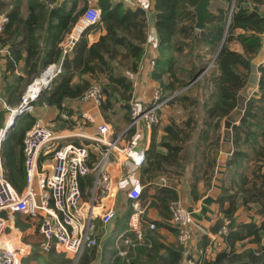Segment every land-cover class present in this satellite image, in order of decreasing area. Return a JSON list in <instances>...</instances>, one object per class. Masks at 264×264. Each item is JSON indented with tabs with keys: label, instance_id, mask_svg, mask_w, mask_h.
Listing matches in <instances>:
<instances>
[{
	"label": "crops",
	"instance_id": "crops-1",
	"mask_svg": "<svg viewBox=\"0 0 264 264\" xmlns=\"http://www.w3.org/2000/svg\"><path fill=\"white\" fill-rule=\"evenodd\" d=\"M30 1H32L33 4H44V11L41 13L43 17L42 22L37 24L34 33L38 42L39 50L32 55H28L27 51V29L24 21L27 19L30 12L38 13L39 11L37 7L33 9L30 8ZM63 1L64 0H0V46L3 47L0 60V117L2 123L7 121L10 107H15L20 102V95L27 83L33 77L37 76L46 65L58 62L62 63L64 56L71 59L74 56L75 47H77L79 43L85 42L89 45L92 42L97 41L100 35L105 33V27L100 21L92 26L86 27L81 32L73 48L67 54H64L62 52V45L64 44L71 28L77 22L86 3L92 1L99 6L100 4L99 0H74V6L72 7L71 0H67L64 12H62L59 7ZM117 1L122 0H111V3ZM125 3L130 4L133 7H143L146 11V40L143 43L144 55L139 63L137 71L127 73V75L130 76L133 85L131 98H134L139 103H146L151 99L155 87L160 88L162 91L160 81L151 76V71L156 65V57L162 56L169 59L171 56L177 55V50L174 49L175 47H182L181 55L187 53L188 46L186 45V42L188 44L189 39L182 38L184 44H181V42L177 41V38L180 39V37L177 36L175 40H172L166 45L161 52L159 35L155 27L153 9L154 0H131V2ZM248 3L252 9H256L264 15V0L260 3L249 0ZM209 9L211 11L210 6ZM78 11H80V13L76 16V19L73 21V24L69 29L64 33L61 32L58 27V14H69L67 20V25H69L70 21ZM11 15H14L15 17L11 28L18 27L19 33L16 34L14 40H6L4 38V28L7 23L10 22ZM49 21H51V28L48 30L47 26ZM228 22L229 19L226 24H228ZM196 30L201 31L198 29ZM58 31H60V33H58ZM237 31L241 30L239 29ZM57 36H60L61 38L59 41H56ZM191 43H193V55H201L197 59V63L201 65L202 70L194 79L183 85L180 89L182 91L181 108L184 112V116L182 122L176 124L182 127L183 133H186L189 129L190 135V129L193 128L194 124L192 123L190 124V127H188L187 123H185L188 112L196 105L198 107L199 116H202V112H204V114L199 118L201 123H198L197 125V133L191 137L192 145L197 146H192L193 151L191 153L186 152L184 149L182 150V154L189 160L187 166L181 173L157 172L155 175H152V177H148L147 172H144L143 167L145 164L139 168L129 166L127 169L128 173L131 176L139 177L143 184L140 198V203L143 207L140 225L141 232L143 233L142 238L137 239L136 232L133 230L125 231L128 228L129 215L132 212V207L130 201L125 195V189L123 188L125 181H123L122 184L120 183L119 185L114 186V194L112 193L103 197L104 205H114V215L111 220L103 226L97 219L98 243L90 249H86L76 263L115 264V260L118 256L121 258L126 257V261L131 257L143 261L145 255H143L142 252H139L138 247L151 245L152 243L158 248L159 253L162 255L166 254V247L174 246L178 248L181 245V257L177 261V264H186L188 260L185 259V256L189 253L192 254L193 258L200 262L202 259H213L218 252L228 249L229 243H232L233 247L238 252L247 248H257V244L249 241L248 237L233 242L231 240L227 241L223 235H217L211 229L218 219L222 217L223 209L227 208L231 203L235 205V211L232 216L235 221L239 223H260L264 219V215L258 210L259 204L248 200L246 191L239 188L244 177L254 181L256 186H258L261 181L264 183V179L260 176L264 171V151L261 152L264 146V100L261 99L262 94L259 90L258 84H252L246 80L245 85L239 92L238 89L235 88L237 98L234 108L231 109L228 114L220 117L219 123L216 125L215 122L218 117L215 115L210 116L209 110L216 99V91L218 89L217 81L220 74L214 59L217 51L223 44V40L218 43V46L215 49H210L207 44L198 43L197 40L194 42L190 41V44ZM226 44L229 49L244 54L243 47L239 41L232 39ZM56 49H60L59 57L53 59L56 55ZM151 59L155 62L154 66L151 65ZM251 62L256 63L257 72L260 76L258 68L264 63V43L262 40L260 50L253 55ZM184 65L188 69L191 62L186 61ZM63 70L64 68H62V71L54 80L57 81L60 78ZM240 70L243 73H246L247 71L242 66H240ZM249 73L250 68L248 75ZM167 76V74H164L161 77L162 80H166ZM80 77L93 81L102 79L104 75L90 76L89 74H83L80 75ZM200 77L206 78L201 80ZM78 80L79 76L74 74L72 81L76 82ZM51 84L46 89H50ZM178 92L179 91L174 93ZM170 94L173 93H168L167 95ZM250 97L255 98L256 101L249 103L248 99ZM239 98L243 100L245 106L242 110V115L249 105L251 115L248 117V123L243 127H238L241 118L231 123L230 127L227 129L231 138L225 140L223 137L226 128L223 124L229 114L237 111ZM195 99H197V102H195ZM100 105L96 106L92 102L80 101L79 96H77L75 98L65 99L62 102V110L57 106L47 104L46 102L35 103L33 111L29 112V114H31L35 120L41 118L44 123L57 133L61 134L63 136L62 142H81L83 141L81 134H93L96 131L97 125L100 124L101 121H107L105 119V110H102ZM166 107L167 104L158 112L161 118L162 112ZM215 108L216 107H214V111ZM84 112L89 115V119L82 115ZM20 119H22V117H18L15 124ZM170 120L165 123H161V120L159 123L158 120L156 123L152 124L149 130L145 125H140V130L136 135L143 143H145L147 137H149V145L153 140L155 143H158L161 135L165 133V127L170 124ZM13 127H10L7 130L1 142L0 153L3 159V165V144L8 138L7 136L10 131L13 130ZM156 149L162 152L166 151V148L160 145H157ZM50 157L51 156L49 155L45 158L47 165L51 162ZM210 158H212V162L207 164V160ZM108 170L115 183V180L119 175L118 166L115 163H110L108 165ZM89 174H91L93 181V174ZM248 184L249 183H246L245 186H249ZM25 185L26 181L22 189ZM90 185L84 187L80 182L84 198L86 197V192ZM162 186H171L176 189L178 195L176 199L181 201L183 205L192 212L195 224L192 245L183 244L178 241L176 228L171 223L170 216L167 218L169 226L158 223L164 219L159 210L160 206L157 203L159 189ZM117 191L119 194L116 197L115 194ZM151 201H154V204H152ZM128 209L131 211L127 216L125 214ZM23 216L27 215L18 213L14 218V223L19 229H21L19 218H22ZM29 218L38 220L37 217L33 218L30 216ZM145 219L148 222H146ZM37 222L38 227L39 220ZM149 222H154L155 227L150 228L148 226ZM37 230L39 232L38 228ZM121 232H124V235L119 238ZM25 234L29 241L25 239L23 234L22 236L24 240L30 244V251L32 250V252H34V258L32 261L30 263L24 262L25 264H37V262L41 260L45 262V260H47V253L51 252L55 255L63 253L68 261H73L72 256L69 253H64L62 251L52 250L47 253H38V248L40 247L39 244L42 240L40 232L36 235L30 228L25 231ZM202 238L207 240L205 245L208 243L211 244L209 251L205 255L201 252L203 248H199ZM125 239H128V241ZM262 242L264 243V239ZM122 251L123 253H121ZM73 262L71 264H73ZM55 264L60 263L56 261Z\"/></svg>",
	"mask_w": 264,
	"mask_h": 264
},
{
	"label": "trees",
	"instance_id": "trees-1",
	"mask_svg": "<svg viewBox=\"0 0 264 264\" xmlns=\"http://www.w3.org/2000/svg\"><path fill=\"white\" fill-rule=\"evenodd\" d=\"M76 1V0H75ZM249 0H211L207 25L201 31H197L194 27L195 13L193 6L197 0H154V17L155 27L159 35V45L161 52L172 40L184 44L182 38H188V52L181 55L182 47H175L177 55L171 56L169 59L162 56L156 57L155 68L151 71V76L158 79L161 83L163 95L179 91L174 99L181 102L182 91L181 87L194 79L202 70L201 65L197 63V59L201 56L193 55V43L197 40L198 43L207 44L210 49H215L218 43L223 40V44L217 51L215 63L220 71L217 81V95L213 106L209 110L210 116L215 115L217 118L216 125L219 123V118L228 114L236 104L235 88L240 89L245 85L247 80L250 62L255 53L260 50L261 37L260 32L264 26V15L256 9H252L248 3ZM256 3L262 0H252ZM67 0H64L59 7L62 12L66 7ZM74 0H71L72 7ZM101 7L100 22L105 27V33L100 35L97 41L87 45L85 42L79 43L74 50V56L69 59L64 56L62 66L64 68L60 78L51 84L50 89L43 90L37 99L36 103L46 102L50 105H55L59 109H63L62 102L67 98H75L80 96L83 91L89 86L90 82L86 78H81L80 75L89 74L101 75L104 77L98 79L105 94V99L101 103L102 110L112 106V102L117 99L125 101L126 105L132 96L133 85L130 76L127 73L137 71L139 63L144 55L143 43L146 40L145 36V9L140 6L133 7L126 4L124 1L111 3V0H99ZM30 8H38L37 12H30L27 19L24 21L27 29V51L28 55L37 52L38 42L34 36L37 24L42 22L44 4H33L29 2ZM76 15L67 25L69 14L60 13L58 18V27L61 32H66L73 24ZM14 15H11V20L4 28L5 39L14 40L16 34L19 33L18 27H13ZM229 19L228 24L227 20ZM51 28V21L48 22L47 29ZM241 31H237V30ZM58 31V33H60ZM60 36L56 37V41L60 40ZM235 39L239 41L243 47V53L229 49L227 42ZM172 44V43H171ZM60 49H56V55L53 59L59 57ZM191 62V65L186 68L184 63ZM240 66L247 71L243 73ZM260 72L258 87L261 91L264 100V63L258 68ZM185 71V72H184ZM74 74L79 76L78 81H72ZM167 74V79L162 80V76ZM204 80L206 77H200ZM181 95H180V94ZM174 99H170L169 103ZM256 101L250 97L249 103ZM197 102V99H195ZM214 107L215 111H214ZM204 112H202L203 116ZM251 115L250 105L247 106L243 113L238 127H243L248 123V117ZM201 116V117H202ZM199 116L198 107L195 105L189 112L186 119L187 126L194 124L186 133L180 125L174 120L169 121V125L165 127V133L161 135L158 143L154 140L150 142L148 147L147 161L145 163L144 172H147L148 177H152L157 172L181 173L188 164V159L182 154L184 149L186 152L193 151L191 137L197 133V125L201 118ZM129 118V114L127 119ZM35 118L28 113L26 119L18 120L13 130L8 134V138L3 144L5 176L11 184L21 190L25 183V169L22 153V137L24 131L34 122ZM160 145L166 148L165 152L156 149ZM264 151V146L261 152ZM212 162V158L207 160V164ZM256 176V175H255ZM260 176L264 179V171ZM92 181L91 174L81 177L82 186L90 185ZM249 183V186H245ZM241 190H245L247 199L259 204L258 210L264 215V183L261 181L256 186L254 181L244 177L242 179ZM177 191L171 186H162L159 189L157 203L160 206V213L165 226H169L167 218L170 216L169 203L176 200ZM244 197V196H243ZM129 200V199H128ZM127 200V201H128ZM245 202V201H244ZM154 204V201H151ZM156 203V202H155ZM130 209L125 215H129ZM235 205L230 204L223 209L224 217L229 219L228 230L223 233L225 240H240L248 237L249 241L257 244L256 249L247 248L243 251H236L232 243H229V248L222 250L216 254L213 259H202L196 264H264V219L260 223L235 221L233 212ZM222 224V218L212 227V231L216 232ZM150 233V232H148ZM207 240L202 238L199 248H204ZM180 245L178 248L174 246L166 247V254L159 253L158 248L152 243L138 247L139 252L145 255L143 261L137 258H130L126 261V257H117L115 264H177L181 257Z\"/></svg>",
	"mask_w": 264,
	"mask_h": 264
},
{
	"label": "built area",
	"instance_id": "built-area-1",
	"mask_svg": "<svg viewBox=\"0 0 264 264\" xmlns=\"http://www.w3.org/2000/svg\"><path fill=\"white\" fill-rule=\"evenodd\" d=\"M100 16V6L88 1L62 45V52L67 54L81 32L98 23ZM260 37L264 43V26ZM2 52L3 47L0 46V60ZM154 64L151 59V65ZM62 68L61 62L50 63L27 83L18 105L10 107L7 121L2 123L0 117V146L11 115L15 112L23 114L33 111L41 92L47 88L45 86L58 77ZM45 73L46 79L41 82L40 79ZM173 96L174 93L163 95L161 89L155 87L151 99L146 103H139L131 98L129 118L118 133H114L111 124L103 120L93 134H81V142H62L61 134L41 118H37L24 131L22 137L26 181L22 190H17L6 178L0 153V264H25L23 258L30 251V244L24 240L21 230L14 223L18 213L38 218V229L42 235L39 246L42 252L62 251L69 253L77 261L86 249L97 245V219L103 226L111 220L115 212L114 205H104L103 197L108 196L112 187L122 184L123 181L125 195L132 207L125 231L133 230L137 239H141L143 207L140 198L143 184L139 177L131 176L127 169L129 166L139 168L146 163L149 137L143 143L136 133L140 130V125H145L149 130L159 120V110ZM104 98L103 86L99 80L91 81L79 96L80 101L92 102L96 106ZM82 115L89 119L86 112ZM49 155L51 162L47 165L45 158ZM110 163H115L119 168L115 183L108 170ZM89 173L93 174V181L84 198L80 179ZM169 210L178 241L187 244L195 229L192 212L178 199L169 203ZM221 218L222 224L215 232L217 235L228 230L229 219L224 216ZM148 226L154 228L155 223L149 222ZM123 235L124 232H121L119 238ZM210 245L208 243L201 250L204 255L209 251Z\"/></svg>",
	"mask_w": 264,
	"mask_h": 264
},
{
	"label": "rangeland",
	"instance_id": "rangeland-1",
	"mask_svg": "<svg viewBox=\"0 0 264 264\" xmlns=\"http://www.w3.org/2000/svg\"><path fill=\"white\" fill-rule=\"evenodd\" d=\"M176 95H178V94L174 93L173 97L175 98ZM173 97H172V99H174ZM167 107L162 112V118L163 119L160 117V114H159V123H160V120H161V123L168 122V120H170V118L172 120H174L176 123H181L182 118L184 116V112L181 108V102L177 99H174L173 102L167 103ZM128 112H129V103L126 105L125 101H123L121 99L114 100L112 102V106L105 109V113H106L105 119L111 123L112 128H113L115 133H118L122 129V127L126 123V121L128 120L127 119V116L129 114ZM26 115H27V113H23L19 117H22V119L24 120V119H26ZM118 191L115 194L116 197L119 194ZM88 193H89V191L86 192V196ZM27 216H23L24 218L23 217L19 218L20 219L19 225L21 227V229H20L21 233L23 234V236H25L26 235L25 231L29 230L31 228L32 231H34L35 234L37 235L39 233L37 230V228H38L37 227V223H38L37 221L38 220H35L32 218L30 219L29 218L30 216L29 217H27ZM146 222H148V221L146 220ZM25 224H26V227H25ZM25 239L27 241H29L27 236H25ZM38 251H39L38 253H40V254L42 253L40 247L38 248ZM33 258H34V252H32V250H31V251H29L28 255H26L23 258V262H26V263L29 262L30 263ZM46 259L47 260L44 259L45 262H43V260H41V261H38L40 263L37 262V264H42V263L43 264H46V263L55 264L56 261H58V263H60V264H71L74 261V260L72 262L68 261L67 257L65 255H63V253H60V255H55L53 252L47 253ZM79 263L80 262L76 263V261L73 262V264H79Z\"/></svg>",
	"mask_w": 264,
	"mask_h": 264
},
{
	"label": "water",
	"instance_id": "water-1",
	"mask_svg": "<svg viewBox=\"0 0 264 264\" xmlns=\"http://www.w3.org/2000/svg\"><path fill=\"white\" fill-rule=\"evenodd\" d=\"M210 6V0H197L195 5L193 6V11L195 13V20H194V27L198 30H202L206 27L207 25V20L209 16V9ZM248 82L252 84H258L259 81V74L257 72V65L255 62L250 63V73L248 75ZM51 84V82L49 83ZM46 85L45 88L49 87L50 85ZM244 102L240 98L238 99V104H237V111L229 114L225 121H224V127L225 129V135L224 139L229 140L231 138L230 133L228 132V128L230 127L231 123L235 122L236 120H239L242 117V110L244 109ZM21 115L19 112H15L11 115L10 121L8 122V126L4 130V135L6 134L7 130L10 127H13L15 124L16 119ZM193 238V236H192ZM190 239L189 242L187 243L188 245H192L193 239ZM185 259L188 260L186 264H196L198 260L193 258L192 254L189 253L188 255L185 256Z\"/></svg>",
	"mask_w": 264,
	"mask_h": 264
},
{
	"label": "bare ground",
	"instance_id": "bare-ground-1",
	"mask_svg": "<svg viewBox=\"0 0 264 264\" xmlns=\"http://www.w3.org/2000/svg\"><path fill=\"white\" fill-rule=\"evenodd\" d=\"M46 79V73L42 76V78L40 79L41 80V82H43L44 80ZM40 82V81H39ZM3 132V131H2ZM114 192V186L112 187V190H111V192H110V194H112ZM109 194V195H110Z\"/></svg>",
	"mask_w": 264,
	"mask_h": 264
}]
</instances>
